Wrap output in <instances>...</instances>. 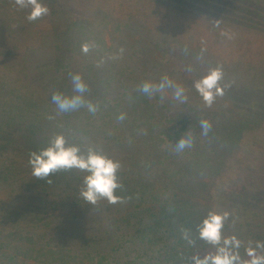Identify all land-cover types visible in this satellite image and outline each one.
I'll list each match as a JSON object with an SVG mask.
<instances>
[{"label":"trees","instance_id":"obj_1","mask_svg":"<svg viewBox=\"0 0 264 264\" xmlns=\"http://www.w3.org/2000/svg\"><path fill=\"white\" fill-rule=\"evenodd\" d=\"M124 1L131 2L124 11L117 5V10L101 9L102 21L93 29L95 41L89 32L95 17L93 7L87 8V18L77 15L60 30L57 25L53 30L50 23L47 43L38 41L20 49L17 39L11 45L7 37V41H0V55H4L0 60V209L4 210L0 212V264H192L193 256L215 251L214 246L199 239L197 226L202 219L210 210L238 205L242 207L237 211L240 221L229 216L224 234L235 232L242 241L239 251L244 259H248L245 247L249 242L253 246L264 242V182L251 181L252 190L246 191L242 185L235 191L232 187L237 186L236 181L231 177V182L224 181L245 159L241 153H248L260 139L257 129L263 122L258 115L264 118V112L255 109L257 104L237 110L238 105H244L235 104L241 86L230 78L229 82L228 78L222 80V86L229 87L211 107L205 106L193 84L211 68H230L227 61L234 56L241 58L238 65L248 73L249 81L261 89L262 64L258 57L248 54L253 51L252 42L240 41L239 34L258 21L254 17L248 18L247 24L234 21L232 33L215 38L220 44L211 36L200 35L189 46L187 55L191 57L186 60L178 61L175 55L167 58L160 43H151L160 55L151 62L146 58L144 68L143 27L149 15L165 18L167 10L152 6L151 0L148 7L135 6L137 1L146 3L144 0ZM110 19L114 26L109 32L116 33L113 38L119 37L115 41L103 36ZM225 24L222 18L220 28ZM159 30L162 28H156ZM235 30L238 36L233 34ZM12 31V27L6 29L5 35ZM29 32L27 29L24 36ZM45 43L50 60L34 66L36 72L39 68L47 71L38 83L42 88L38 93L29 86L35 80L28 78L36 72L29 73L26 67L33 65L26 62L31 54L43 53ZM85 43L92 45L87 54L81 50ZM232 47L239 52L234 55ZM73 73H79L87 83L85 96L97 105L95 114L86 108L58 113L52 103L53 92L75 94ZM164 75L184 87L187 103L172 100L170 92L161 100L159 94L149 98L138 90L143 81L158 82ZM222 101L233 104H220ZM122 114L124 119H118ZM50 116L52 121L45 123ZM205 119L211 124L207 135L202 134L200 124ZM29 120L32 130L28 129ZM54 125L69 138V144L79 145L82 151L92 146L120 162L117 176L122 187L116 194L123 197L122 203L100 200L94 206L87 204L80 195L87 172L60 170L48 178L52 183L32 175L30 153L48 146L51 138L44 133L51 134ZM187 131L193 134L194 143L177 152L173 146ZM144 148L148 152L139 155ZM132 155L135 161L129 165L125 157ZM125 169L136 173L143 186L156 188L138 190L139 185L133 186L130 177L124 175ZM226 184L230 195L238 196L235 204L224 197V190L229 191ZM63 189L70 192L71 202L59 199L57 193ZM219 197L226 201L220 204ZM62 222L68 229L59 227ZM182 229L190 231L194 245L183 238ZM242 229L247 230L245 235L239 232Z\"/></svg>","mask_w":264,"mask_h":264},{"label":"rangeland","instance_id":"obj_2","mask_svg":"<svg viewBox=\"0 0 264 264\" xmlns=\"http://www.w3.org/2000/svg\"><path fill=\"white\" fill-rule=\"evenodd\" d=\"M144 1H146V3H143V1H137V3L134 4L136 7H148L151 5V1H154V4H152V6L158 8L164 7L167 11H172H166V17L168 19L166 17L162 18L161 16H158L157 18L155 14H151L147 17V23L143 27V44H141L142 51L144 52V59L142 60L144 68H146V58L151 62L152 60H154V57L159 54V51L155 50L151 43H160L162 46H160L159 48L161 50H164L167 58H170L169 55H175L178 61L183 59L186 60L191 57L187 55L189 53V46L194 45L195 42H197V40L199 39L200 35L203 38L212 37L211 39H214L215 42L220 44L219 39L215 38L220 35L221 32H226L228 34L232 33L231 30L234 26V21L246 23L245 21H247L248 18H256L258 22L254 27L249 25L247 26V29L242 28L241 30H244L245 33L239 34L242 37L240 41L244 42L245 44H250V42H252V45L250 44V46L252 47L253 51L250 52L249 50L248 54L255 55L256 59L258 57L257 60H260L259 62L262 64V71L259 74L261 75V89H257L255 85L249 81L248 73L243 68L239 67L238 64L242 63L241 58H236L233 56L229 61H227V64H231L232 66L227 70L225 68L222 69L224 78H228L226 81L229 82L231 80L236 85L241 86L237 88L239 97H235V104L244 105H238L236 109H245V106H248L247 104H257L258 107L253 105L255 109L257 110L258 108H260L264 112V0H157L158 2H156L155 0ZM42 2L49 8V14L40 20L29 22L26 18L29 12L28 9H19L15 5L14 0H0V41H7V37L11 45L15 44L13 40L17 39V41L20 42L18 43L20 49H24V45L34 46L38 41L40 43L41 41L46 42L45 40L48 41L49 38H51L49 37L51 29L50 23L53 25V30H57L56 25L60 27L58 29L60 30L62 26L69 23L70 21L75 20L78 17L77 15H81V18H83V16L87 18L88 7L95 8V17L91 19L92 21H90L89 26L90 35L95 41L97 33L93 32V29L102 21L101 15L103 12L101 9L107 8L113 10L116 9L117 6H119L121 9L120 11H124V9L128 7V4L131 3L124 0H55L54 3L47 0H42ZM122 2L123 4L118 5ZM119 7H117V9ZM51 12L53 14H51ZM222 18L225 19L226 24L225 27L221 29L220 26L216 27L215 24L217 20L220 22ZM167 20H170V22L167 23ZM232 21L233 24L231 25L230 22ZM112 26H114V22L110 19L109 26L106 28V32H104L103 36L105 37L106 35L108 38L109 35L110 38L107 40L113 41L114 39H119V37L113 38L116 36V33L109 32ZM11 27L14 28V31L5 35L6 29L7 31H9ZM156 28H162V30L156 31ZM27 29L30 32L27 34V36H24ZM236 32L237 31L235 30L233 34L238 36L239 34L238 32ZM247 33L251 36L248 37ZM46 43L44 44L43 53H40L39 55L31 54L27 59V66L28 64L29 66L33 65L32 67H26V69L30 70L29 73L31 71H37L34 66L39 67L40 64H48L50 60V49H48ZM0 48L1 53L3 54V46ZM236 51L237 53L239 52L238 49L235 50L233 48L234 55ZM10 52L12 54V51ZM2 58H4V55H0V60H2ZM185 64L187 65V63ZM20 68L22 67L20 66ZM23 68H25L24 65ZM39 70V72H33L35 74L29 77L28 80L30 79L29 81H31L32 79H34V83L30 82L29 86L34 88L35 90L37 89L38 93H41L42 88L38 86V83L41 80V76L43 75V73H47V71L44 68H39ZM20 76H22V74ZM254 83L258 82L255 81ZM7 85L9 88L12 87L11 84ZM21 85L22 82H19V86ZM246 89H249L248 93L246 92ZM27 91L29 90L27 89ZM241 94H243V96H240ZM228 96L232 97V94L229 93ZM231 102L226 101V103H223L222 101L220 104H233ZM258 116L263 122L257 129V133L259 134V136H261L260 139L252 145L248 153H241L242 158L245 159H242V162L236 166L235 171H233L234 173L232 172V175L229 174L228 177L225 178V180L223 179L225 183L226 180L231 182V180H229L230 177L233 181H236L237 186L235 185L234 187H232V190L235 191L239 190V187L242 185L245 186L244 190H252L254 184L251 181L264 182V143H262L264 139V118L262 114ZM29 121L31 122V120ZM49 121H52L51 116L50 118H46L44 120L45 123H49ZM44 126L48 127L49 125L44 124ZM33 128V122H31V125L28 129L32 130ZM52 133L50 134L47 131L44 134L49 135L50 138L54 137L57 134H60V131L55 127V125ZM65 138L69 141V138ZM146 152L148 151L144 148V151L139 155L145 154ZM135 153L138 154V152ZM132 156L133 157H125L129 165H131V163L135 161V155ZM124 173L125 176L130 177V183L132 185L134 184L133 186L139 185L140 188L138 190L156 188L153 186H143L141 184V178L131 170L125 169ZM226 186L229 189V185L226 184ZM57 194L59 199L63 197L64 201L66 200L67 202H71V198L69 196L70 192H68V190H60ZM58 197L56 196L55 199H58ZM224 197L234 204L238 200V196L234 197V195H230V189L229 191L224 190ZM217 201L222 204L226 200L219 197ZM5 204L7 205L6 208L10 207V204L8 202ZM241 208L242 207L238 205L230 207L228 209L224 208V210L223 208L219 209L221 212L225 210L228 211L230 213V216H232L234 219H237V221H240L239 216H237V211ZM3 211L4 210L0 209V212ZM59 211L62 212L61 209ZM59 227L62 229H68V225L66 222H62L61 224H59ZM246 231L247 230L242 229V232H239L245 235V233L243 232ZM233 234L235 235V232L233 230H229L225 233V235L229 236Z\"/></svg>","mask_w":264,"mask_h":264},{"label":"clouds","instance_id":"obj_3","mask_svg":"<svg viewBox=\"0 0 264 264\" xmlns=\"http://www.w3.org/2000/svg\"><path fill=\"white\" fill-rule=\"evenodd\" d=\"M19 9H28L27 20L35 22L49 14V8L42 0H14ZM216 27H219L217 20ZM227 36L228 33L221 32ZM231 38V37H229ZM92 45L85 43L81 50L87 54ZM123 49H121V52ZM73 85V95H66L60 91L52 93V103L56 106L58 113H69L86 108L90 113L95 114L97 105L86 99L85 94L89 91L87 83L79 73L70 74ZM224 79L223 69L219 66L211 68L205 75L193 82L194 88L201 96L205 106L211 107L218 96L224 95V89L228 84L222 86ZM138 90L149 98L159 94L161 100L171 93V99L179 103H187L188 95L182 85L176 84L167 75L160 78L158 82L151 80L143 81ZM123 120V114L118 117ZM202 134L207 135L211 129L208 120H201ZM194 143L193 134L186 132L181 134L177 143L173 146L177 152H182L190 148ZM29 164L32 168V175L38 179H48L51 175L60 170L77 169L87 172L83 178L84 188L81 189V197L92 206L100 200H106L109 204L123 202V197L116 194V190L122 185L118 180L117 173L121 167L118 160L105 155L102 151L89 146L86 151H82L77 144H69L63 134H57L51 138L47 147L39 152L33 151L29 156ZM91 211V210H90ZM228 211L210 210L202 219L198 228L199 239L209 245L214 246L215 251L203 256L192 257V264H264V242L257 241L255 246L249 242L245 247L244 259L240 254L242 241L236 235H225V221L228 220ZM182 236L189 245H194L195 241L190 236V231L182 229ZM259 250V251H258Z\"/></svg>","mask_w":264,"mask_h":264}]
</instances>
